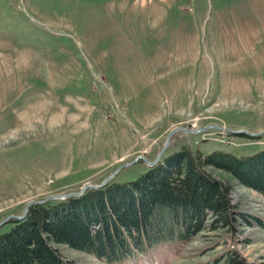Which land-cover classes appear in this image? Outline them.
<instances>
[{
	"label": "rangeland",
	"instance_id": "374dc122",
	"mask_svg": "<svg viewBox=\"0 0 264 264\" xmlns=\"http://www.w3.org/2000/svg\"><path fill=\"white\" fill-rule=\"evenodd\" d=\"M212 125L260 136L177 132L159 161L182 146L264 149V0H0V222L119 167L108 182L134 181L172 129ZM211 173L246 221L115 264H264V198Z\"/></svg>",
	"mask_w": 264,
	"mask_h": 264
},
{
	"label": "trees",
	"instance_id": "16d2710c",
	"mask_svg": "<svg viewBox=\"0 0 264 264\" xmlns=\"http://www.w3.org/2000/svg\"><path fill=\"white\" fill-rule=\"evenodd\" d=\"M209 169L264 198V149L237 157L182 146L134 181L30 206L22 220L0 230V264H70L59 245L115 264L160 245L185 247L207 228L233 230L236 217L247 215L235 212L231 186ZM225 264L238 263L228 257Z\"/></svg>",
	"mask_w": 264,
	"mask_h": 264
},
{
	"label": "water",
	"instance_id": "95a60500",
	"mask_svg": "<svg viewBox=\"0 0 264 264\" xmlns=\"http://www.w3.org/2000/svg\"><path fill=\"white\" fill-rule=\"evenodd\" d=\"M215 129L217 131H222V130H225L227 132H229L230 134H233V135H236V134H245L249 137H252V138H257L260 136V134H253V133H249L247 131H230L228 129H223L221 127H218V126H207V127H204V128H200V129H193V128H190V127H176L174 129H172L168 135H167V138H166V141H165V144H164V147L162 148V150L160 151V153L158 154V156L156 157V159L153 161V162H149L147 161L143 156H138L137 160H143L145 162V164L148 166V167H153L155 166L159 159L161 158V156L163 155L166 147H167V144L169 142V140L171 139V137L177 133V132H182V133H186V134H191V135H195V134H200V133H204L206 132L208 129ZM130 164H128L129 166ZM122 169V167H119L117 168L109 177L105 178L99 185H90V184H86V185H83L80 190L78 192H70V193H67V194H61V195H50V196H46L44 197L42 200H39V201H29L27 202L23 209H22V212L19 216H8L7 218H5L4 220H2L0 222V227L2 225H4L7 221L9 220H15V221H19V220H22L28 210V208L30 206H33V205H40V204H43L47 201H50V200H64V199H67L69 197H78L80 196L84 191L88 190V189H98V188H101L103 187L108 181L112 180L116 174Z\"/></svg>",
	"mask_w": 264,
	"mask_h": 264
}]
</instances>
